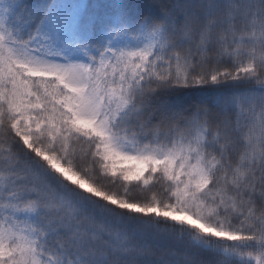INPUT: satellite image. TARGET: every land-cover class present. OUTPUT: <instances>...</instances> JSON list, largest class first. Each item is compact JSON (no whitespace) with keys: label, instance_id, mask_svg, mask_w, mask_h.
I'll return each instance as SVG.
<instances>
[{"label":"snow or ice","instance_id":"6c2138e0","mask_svg":"<svg viewBox=\"0 0 264 264\" xmlns=\"http://www.w3.org/2000/svg\"><path fill=\"white\" fill-rule=\"evenodd\" d=\"M0 264H264V0H0Z\"/></svg>","mask_w":264,"mask_h":264}]
</instances>
